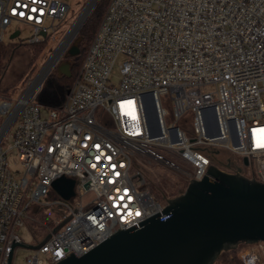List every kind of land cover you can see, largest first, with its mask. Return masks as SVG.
<instances>
[{
	"label": "built area",
	"instance_id": "obj_1",
	"mask_svg": "<svg viewBox=\"0 0 264 264\" xmlns=\"http://www.w3.org/2000/svg\"><path fill=\"white\" fill-rule=\"evenodd\" d=\"M67 10L64 0H0V42L12 22L31 26L29 41H38ZM38 74L0 103V264L12 239L34 245L49 232L26 247L24 263L55 264L160 211L131 169L137 155L177 172L181 160L187 182L210 163L228 172L251 165L264 182V0H109L60 104L38 102L47 73ZM216 149L248 164L226 167ZM61 175L74 180L69 199L51 187ZM33 205L59 217L27 243L21 228L31 232ZM237 258L264 264V242Z\"/></svg>",
	"mask_w": 264,
	"mask_h": 264
},
{
	"label": "water",
	"instance_id": "obj_2",
	"mask_svg": "<svg viewBox=\"0 0 264 264\" xmlns=\"http://www.w3.org/2000/svg\"><path fill=\"white\" fill-rule=\"evenodd\" d=\"M95 2L91 1L74 33ZM18 34L15 30L9 38ZM40 34L46 35L42 31ZM77 40L67 48V54L78 53ZM56 69L70 75L68 62L59 63ZM242 163L247 165L248 159L243 157ZM73 186L74 180L64 175L51 182L63 199L74 194ZM49 235L34 245L12 239L6 264H10L14 244L36 248ZM258 241L264 242V182L242 174L239 167L228 172L210 163L200 179L189 180L182 192L166 198L160 211L127 229L114 231L81 255L70 251L55 264H214L222 251Z\"/></svg>",
	"mask_w": 264,
	"mask_h": 264
},
{
	"label": "rangeland",
	"instance_id": "obj_3",
	"mask_svg": "<svg viewBox=\"0 0 264 264\" xmlns=\"http://www.w3.org/2000/svg\"><path fill=\"white\" fill-rule=\"evenodd\" d=\"M68 4V10L64 17L62 19H55L53 21V28H49L48 30V36L44 39L43 43V49L41 53L38 56V59H36V66L34 68V74L30 77L35 76L40 72V70L43 68L47 60L50 58V56L53 54V52L56 50V48L64 41L65 37L67 36L69 29L72 28V25L76 21V19L79 17V15L83 12V10L86 8V6L90 3V0H64ZM98 0H96L95 4ZM93 5V7L95 6ZM92 7V8H93ZM92 10V9H91ZM86 20V19H85ZM49 25V23H48ZM19 29L20 32L18 34V38H9L10 34L15 30ZM80 29V28H79ZM79 29L74 33V35L70 38V40L66 43L64 51L60 54L57 61L54 63V66H52L48 72L47 75L44 78V82L46 81L48 75L50 72L56 71V67L61 62H68L67 59H65V54L67 53V48L73 43L74 39L77 36V33ZM6 34L3 37V43H9L14 44L18 43L19 39H22V41H29V37L34 33V30L31 26L21 23V22H12L8 28L6 29ZM14 50L12 51L9 60L6 65V69L3 73V76L0 80V88H3L4 86L10 85L11 83H15L17 80L21 79L25 75L29 74L31 72V64L30 61V53L27 48H25L23 45H16L14 44ZM117 70V66H114ZM26 78V79H27ZM43 82V83H44ZM22 85L21 87H23ZM1 90V89H0ZM2 94L0 93V103L2 102ZM164 107L167 109V105L165 102H163ZM47 113V109L45 107L40 106V115L44 117ZM233 157L234 159L232 160ZM223 164L229 163L230 165H234L235 163H242V157L234 154V156L230 157H221ZM179 167L184 169L183 172H177L175 170H172L168 167H166L163 164H159L155 161H152L144 156H135L133 158L132 163V170L134 172H138V174L142 177L143 183L144 178H148L150 181L154 182L155 184L159 185L161 182H164L168 186L172 187H178L179 184H187V175L186 171L191 170L190 166L185 164L179 159H175ZM9 162L12 166V170L14 174H20L21 167L17 163V153L15 151L11 152L9 155ZM253 172V168L251 165L245 166L244 169L241 171L242 174L251 176ZM146 188V187H145ZM93 195L91 192L87 193L85 196H83V200L86 201L87 199L91 198ZM161 203H164V200L161 201ZM39 214H46L51 221V224H44V231L48 229V227L52 226V223L54 224L55 221L58 219V209L56 208H42L37 207L33 205L29 211V219H27V224L30 226L32 219L37 218V215ZM43 231V232H44ZM21 236L22 239L27 243H33L35 242L36 238L31 234L30 230L26 227L21 228ZM246 244L239 243L236 248H233L235 250V253H231L228 250L222 251L218 258L215 260L214 264H230L231 259L235 257L239 262L240 260L237 258V252L239 249L244 247ZM28 250L26 247L18 246L15 249L12 264H25L24 263V256L28 253ZM230 250V249H229Z\"/></svg>",
	"mask_w": 264,
	"mask_h": 264
},
{
	"label": "trees",
	"instance_id": "obj_4",
	"mask_svg": "<svg viewBox=\"0 0 264 264\" xmlns=\"http://www.w3.org/2000/svg\"><path fill=\"white\" fill-rule=\"evenodd\" d=\"M108 1L109 0H98L95 6L90 11L86 20L80 27L76 36V38L78 39V53L75 55H69L67 53L65 54L64 57L69 63L70 75H64L56 71L50 72L46 81L42 83L37 99L39 103L54 106L60 104L64 100L73 82V79L78 73L84 53L95 33L96 28L98 27ZM47 36L48 34H46L44 37H42V39L38 41H22V39H19L18 43H14L16 45H23L28 49L30 53L29 63L31 64V72H29V74L25 75L21 79L17 80L15 83H11L10 85L0 88V93L2 94V96L10 97L12 94L18 91L22 85H24L26 80L29 79L27 77H30L34 74L33 72L36 66V59H38V56L43 49V43L45 41L44 39ZM14 44L3 43V41L0 42V80L6 69L9 57L14 50ZM143 186L146 187L152 193L155 199L161 203L162 200H164L165 202L166 198L173 197L182 192L186 185L179 184V186L175 188L172 186H168L164 182H161V184L157 185L154 182L150 181L148 178H144ZM43 224H51V221L46 214H39L37 215V218L32 219L30 224L31 234L33 236L36 234H43L45 232V227ZM228 251L231 253H235V250L233 249H230ZM230 264L242 263L239 262L235 257H233Z\"/></svg>",
	"mask_w": 264,
	"mask_h": 264
},
{
	"label": "bare ground",
	"instance_id": "obj_5",
	"mask_svg": "<svg viewBox=\"0 0 264 264\" xmlns=\"http://www.w3.org/2000/svg\"><path fill=\"white\" fill-rule=\"evenodd\" d=\"M92 0H90L91 3ZM89 3V4H90ZM89 4L86 6V8L83 10V12L79 15V17L76 19L74 24L72 25V28L69 29V32L67 36L65 37L64 41L56 48V50L53 52V54L50 56V58L47 60L41 71L39 72L37 76V80H40L41 78L44 77V75L48 72V70L54 66V63L57 61L58 57L62 53L65 44L70 40V38L73 36L74 31L76 30L77 25L79 22L83 19L84 15L86 14V11L89 7ZM66 48V47H65ZM50 71V70H49Z\"/></svg>",
	"mask_w": 264,
	"mask_h": 264
},
{
	"label": "flooded vegetation",
	"instance_id": "obj_6",
	"mask_svg": "<svg viewBox=\"0 0 264 264\" xmlns=\"http://www.w3.org/2000/svg\"><path fill=\"white\" fill-rule=\"evenodd\" d=\"M16 38H18V36H16V37H14V39H16ZM59 73V72H58ZM230 156H234L233 154H231V153H229V152H227V151H223V150H221V151H219L218 153H217V160H218V162H223L221 159V157H230ZM232 158V160L234 159L233 157H231Z\"/></svg>",
	"mask_w": 264,
	"mask_h": 264
},
{
	"label": "snow or ice",
	"instance_id": "obj_7",
	"mask_svg": "<svg viewBox=\"0 0 264 264\" xmlns=\"http://www.w3.org/2000/svg\"><path fill=\"white\" fill-rule=\"evenodd\" d=\"M33 11H35V9H33ZM22 14V13H21ZM259 147H264V143H261L258 145Z\"/></svg>",
	"mask_w": 264,
	"mask_h": 264
}]
</instances>
